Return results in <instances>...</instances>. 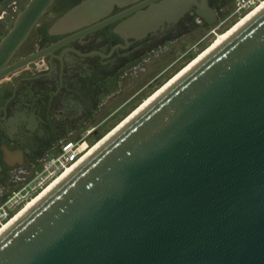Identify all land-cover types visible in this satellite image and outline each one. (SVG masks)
<instances>
[{
    "label": "water",
    "instance_id": "1",
    "mask_svg": "<svg viewBox=\"0 0 264 264\" xmlns=\"http://www.w3.org/2000/svg\"><path fill=\"white\" fill-rule=\"evenodd\" d=\"M52 2L17 14L0 77ZM0 264H264V7L3 231Z\"/></svg>",
    "mask_w": 264,
    "mask_h": 264
},
{
    "label": "flooded vegetation",
    "instance_id": "2",
    "mask_svg": "<svg viewBox=\"0 0 264 264\" xmlns=\"http://www.w3.org/2000/svg\"><path fill=\"white\" fill-rule=\"evenodd\" d=\"M83 1L93 0H53L8 64L38 55L0 77V201L64 143L96 137L190 46L233 25L231 0H95L90 14L53 27ZM28 2L0 0V39ZM158 61L168 65L126 98L130 79Z\"/></svg>",
    "mask_w": 264,
    "mask_h": 264
},
{
    "label": "built area",
    "instance_id": "3",
    "mask_svg": "<svg viewBox=\"0 0 264 264\" xmlns=\"http://www.w3.org/2000/svg\"><path fill=\"white\" fill-rule=\"evenodd\" d=\"M262 2L264 0H231L232 11L229 16L233 18L232 24L247 15ZM89 146H86L84 141L64 143L59 152L45 162L41 170H36L29 180L12 190L0 202V227L64 170L80 160Z\"/></svg>",
    "mask_w": 264,
    "mask_h": 264
},
{
    "label": "bare ground",
    "instance_id": "4",
    "mask_svg": "<svg viewBox=\"0 0 264 264\" xmlns=\"http://www.w3.org/2000/svg\"><path fill=\"white\" fill-rule=\"evenodd\" d=\"M264 7V2L258 5L255 9L250 11L247 15L242 17L240 20L235 22L229 29L220 32L216 35V38L209 44L202 52H200L194 59H192L188 64L183 66L178 72L173 74L167 82L162 86L152 92L146 100H144L138 107H136L132 113H130L125 119H123L119 124H117L112 130H110L105 136L98 140L94 145L87 149L84 156L75 162L72 166L64 170L59 176H57L53 181H51L46 187H44L35 197L28 201L11 219H9L5 224L0 227V234L5 231L15 220H17L22 214H24L30 207H32L40 198H42L49 190H51L60 180H62L67 174H69L76 166H78L82 161H84L92 152L100 146L113 132L120 128L124 123H126L130 118H132L137 112H139L144 106L151 102L158 94H160L165 88L171 85L175 80H177L182 74L189 70L194 64L201 60L208 52L213 48L223 42L228 36L240 28L244 23H246L252 16L257 14Z\"/></svg>",
    "mask_w": 264,
    "mask_h": 264
},
{
    "label": "rangeland",
    "instance_id": "5",
    "mask_svg": "<svg viewBox=\"0 0 264 264\" xmlns=\"http://www.w3.org/2000/svg\"><path fill=\"white\" fill-rule=\"evenodd\" d=\"M9 23L6 24L7 26H9ZM7 26H5V28H3V31H5V29L7 28ZM220 32V31H217ZM2 33V32H1ZM0 33V34H1ZM216 38V37H215ZM212 41V40H211ZM210 42H206L207 46ZM204 46V47H205ZM200 48L197 49L196 53L193 51L196 46H190L189 47V58H187L185 60V57L182 58L181 60H173L169 65L167 61L164 62H160L158 61L155 65H153L152 67H150V70L145 74L143 73L140 76H136L134 78H131V85L126 86L125 88V97L127 98V96H130V94L132 95L135 90L139 89L140 86H142L146 81H151V79L157 75L160 74V72L162 70H164L165 66L168 65L169 68L164 71L163 73H161L157 78L152 79L151 84L147 87V88H143L141 90V92L139 94H137L135 97H133L125 106L124 108L119 112V114L117 116H115L113 119H109L108 124H105L102 128L100 133L94 137L92 140H89L87 142H85V145L89 146V148L94 145L98 140H100L103 136H105L110 130H112L117 124H119L123 119H125L130 113L133 112V110L138 107L144 100H146V98L152 93L154 92L156 89H158L160 86H162L165 81L167 82L168 78L170 76H173V74H175L176 72H178L183 66H185L186 64H188L192 59H194L196 57V55L204 48ZM193 52V53H192ZM192 53V54H191ZM175 53L173 54L174 57ZM194 57V58H193ZM167 66V67H168ZM36 171V170H35ZM35 171L33 170L30 175L28 176L27 180H29L33 174L35 173ZM26 180V181H27ZM25 181V182H26ZM1 202V201H0Z\"/></svg>",
    "mask_w": 264,
    "mask_h": 264
}]
</instances>
